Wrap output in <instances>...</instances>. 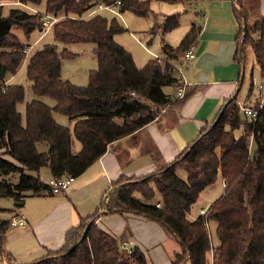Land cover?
<instances>
[{
	"label": "trees",
	"instance_id": "obj_1",
	"mask_svg": "<svg viewBox=\"0 0 264 264\" xmlns=\"http://www.w3.org/2000/svg\"><path fill=\"white\" fill-rule=\"evenodd\" d=\"M13 1L18 7L5 14L0 4V174L16 175L17 181L0 180V198L23 202L29 196L49 192V186L39 178L42 168H47L51 177H78L110 144L156 121L159 108L180 106L193 95L194 89H186L181 98L171 99L162 88L180 84L174 75L176 62L198 38L199 23H193L175 47L162 40L163 69L155 59L137 67L131 54L114 40V35L124 30L117 17L100 12L84 18L95 0H45L42 12L37 7L43 0ZM151 1L119 0V12L147 17ZM235 2L239 8L234 6L233 14L239 31L234 60L241 63L249 47L264 78V16L247 26L242 0ZM33 9L35 13L30 12ZM45 14L58 18L52 36L64 47L58 52L54 44H44L27 60L25 74L36 98L26 102L22 117L16 107L24 102V87L7 80L22 65L25 44L11 28L19 27L29 36L34 30L41 31ZM178 25V14L165 15L147 32L151 36L166 34ZM75 43L94 45L97 68L88 72L84 86L61 78L63 59L77 55L66 46ZM237 93L223 102L216 122L206 125L173 161L163 162L158 152L144 145L141 152L151 155L156 170L140 178L120 175L111 184L104 208L101 205L102 214H134L164 228L179 245L171 264H264V108L255 121L243 118ZM251 96L252 85L247 99ZM41 97L51 99L54 105L48 106ZM243 104L257 108L258 98ZM54 112L68 117L72 127L56 123ZM73 139L80 144L76 152ZM39 144H44L43 151L38 150ZM179 171L185 173V179ZM218 178L225 184L221 194L191 218V208L202 191ZM155 190L159 200L149 203ZM97 215L95 212L70 228L60 249L49 250L28 264H148L138 247L126 249L118 238L99 228ZM8 221L0 217V238L9 227ZM209 222L216 223V247L210 244Z\"/></svg>",
	"mask_w": 264,
	"mask_h": 264
},
{
	"label": "crops",
	"instance_id": "obj_2",
	"mask_svg": "<svg viewBox=\"0 0 264 264\" xmlns=\"http://www.w3.org/2000/svg\"><path fill=\"white\" fill-rule=\"evenodd\" d=\"M235 1L197 0L187 4L162 2L179 4L181 6L178 8L179 11L193 12L188 16L187 26L182 33L185 29L188 31L193 23L201 25L200 34L193 43L195 57L185 61L182 55L176 62V67H183L181 83H185L186 89H194L193 95L180 106L175 104L170 105L168 109L164 108L163 115L140 132L110 144L104 155L74 178L63 193L52 194L49 190L39 196H29L24 199L22 206L15 205L18 207H15V210H11L12 203L5 206L4 209L10 211L9 220L14 216L22 215L27 225L25 228L8 227L1 235V264L32 263L43 258L47 251L60 249L66 232L98 211L95 218L97 226L112 237L118 238L126 249L132 247L140 249L141 245H159L169 240L160 225L154 221L134 214H102L104 209H100V206L106 202L111 184L120 175L140 178L156 170L151 155L141 152L144 145L147 149L158 152L163 162L173 161L197 138L206 125L215 121L223 102L236 93L242 79L243 63L234 60L239 31L233 14V7L239 8ZM9 2L15 3L13 0H2L1 4L5 6ZM256 3L259 15L255 16V21L264 16V0H242L247 18L251 12L250 7ZM174 11L172 10L168 15L176 14V9ZM164 16L159 22L163 21ZM169 33L159 32L155 35L160 39L159 48L162 40L173 46L170 37H167ZM40 36L32 44L38 43ZM257 70L260 78L264 80L259 68ZM12 78L13 76L7 80L8 83ZM259 85L262 90V84ZM165 88H162L164 94L171 99L176 98V86L173 87L172 93L166 92ZM25 104L26 99L20 107V103L16 107L22 117L25 113ZM41 173L44 176L42 182L48 185L51 178L49 170L42 168L39 178L42 177ZM220 187L222 191L221 181ZM208 188L211 191L214 186Z\"/></svg>",
	"mask_w": 264,
	"mask_h": 264
},
{
	"label": "rangeland",
	"instance_id": "obj_3",
	"mask_svg": "<svg viewBox=\"0 0 264 264\" xmlns=\"http://www.w3.org/2000/svg\"><path fill=\"white\" fill-rule=\"evenodd\" d=\"M195 1L197 0H189V1H185L184 3L185 4L189 2L194 3ZM44 2L45 0H43L42 3L37 7V9L40 12H42L44 9ZM1 3L2 2H0V4ZM17 4L18 3L16 2L15 3L9 2L5 4V6L3 7L4 14L7 13L9 8L11 7L13 6L18 7ZM180 7L181 6L179 4H168V3H162V2H157L156 0H152L150 3L151 12L148 14L147 17H139L131 12H125L121 15V17L117 18L118 22L124 28V30L120 33L115 34L114 40L131 54L134 63L136 64L137 67L144 66L150 59H155V57L161 59L160 48L158 45V42L160 40L159 37L150 36L147 33V31L154 25V23L156 22L160 23L159 21L162 20L163 15L170 14L172 10L173 12H175L174 11L175 9L177 11L176 14H178L179 16V26L176 29L172 30L167 37H170L171 41L173 42V46L175 45L177 46L179 44L181 37L183 36V34H185V32H187V29H185L184 33H182V30L187 26L188 16H190V13L193 14L192 11H188V12L179 11L178 8ZM250 8L251 9L249 10H251V12H249L248 18L246 20L247 26H252L255 21L254 20L255 16L259 15V8L257 3L256 5H252V7ZM30 12L35 13L36 10L33 9V11L30 10ZM106 16L108 19H110L108 15ZM11 32L18 38V40L21 43L28 45L32 44L33 41L36 38H38L42 33L39 30H34L29 36H26L23 33V31L16 26L11 28ZM47 43L54 44L57 47L58 52L61 51L62 48L64 47L63 44L53 39L52 30H50L46 35H44L39 40L38 43L35 44V46L33 47L32 51L29 53L26 59L28 60L34 51L42 48L43 45ZM66 48L68 51L76 53L77 55L73 59H63L62 67H61V78L64 80H68L75 85H79V86L87 85L88 72L91 70H95L97 68V60L93 52L94 45L91 43H75V44L67 45ZM26 62H24L25 64L22 63V65L20 66V68L18 69V71L10 81V84H17L23 86L25 90V99L26 102H28L36 97L32 93L31 82L26 78V74H25ZM183 62L185 61L183 60ZM242 63H243L242 64L243 74H242V79L240 81L241 86L237 93V102L239 104H243V103L254 102L257 98L258 99L261 98L262 102L264 103V80L261 79L259 76V72L257 70L258 66L254 61L253 52L249 47L246 48L244 51V57ZM182 69L183 67L181 66L180 70ZM174 75H178L175 69H174ZM179 81H180L179 85H181L182 84L181 80ZM259 84H262V90L260 95L257 91V87ZM251 85H252V96L249 99H247L248 91ZM173 89H174L173 87H166L165 91L168 93H172ZM39 99L50 107L54 105V102L47 97H41ZM22 104L20 103L19 107ZM170 107L171 106H165L163 108L162 107L159 108L160 110L158 117H161L163 115L162 112L164 108L168 109ZM53 118L56 121V123H58L59 125L68 128L72 127V121L69 120V118L64 115L54 112ZM43 147L44 144H39L38 150L43 151ZM79 149H80L79 142L73 139V150L76 152ZM178 175L181 178L185 179V173L183 171H179ZM41 176L42 177H40V180L44 177L43 173H41ZM2 179H5L10 183H16L17 176L16 175L5 176L0 174V180ZM213 186H214L213 190L209 191L208 188L200 194L199 199L191 208V213H190L191 218H195L197 215H199L201 210L205 211L208 208V206L211 204V202L214 201L221 194L222 191L220 187L219 178L217 179V181ZM135 197L143 201L139 194H135ZM157 200H159V194L155 190V194L153 198L148 202L155 203ZM9 203H12L10 206L11 210L12 209L15 210L16 208H18L15 206V202L12 201L11 199L0 198V217L1 218L3 217V219H7V220H9L8 215L10 214V211L4 208H6L5 206L9 205ZM105 203L103 204V208ZM12 213L13 211H11V214ZM161 229L169 240H166L165 243L163 244L161 243L159 245L158 244L148 245V246L141 245L140 247V250L144 253L148 264H171L174 254L179 251V245L175 241V239L168 232H166L164 228L161 227ZM207 230L210 237L211 246L216 247L219 243L216 236V223L209 222L207 224ZM0 246L2 250L1 243ZM0 264H1V259H0ZM184 264H189V263L185 262Z\"/></svg>",
	"mask_w": 264,
	"mask_h": 264
},
{
	"label": "built area",
	"instance_id": "obj_4",
	"mask_svg": "<svg viewBox=\"0 0 264 264\" xmlns=\"http://www.w3.org/2000/svg\"><path fill=\"white\" fill-rule=\"evenodd\" d=\"M100 12L107 13L108 15L112 17H117V18L121 17L122 14L119 12V0H114L111 3H102L99 0H95L94 7L91 10H89L86 15H84V18L91 17ZM57 20L58 18L52 15L45 14L43 16L42 29H41L42 33H41L40 39L52 29L53 24ZM36 43L31 44V45H25V47L22 49V53L24 55L23 63L27 61L26 58L28 57L29 53L32 51ZM194 57H195L194 46L192 44L187 49V51L183 54V59L185 61H189V60H192ZM155 60H156V63L161 66V69H163V67L165 66V62L158 57H155ZM175 71L179 75L178 79L182 80L180 67L178 66L175 67ZM185 91H186V86L184 82L181 85H177L176 91H175V97L177 99L181 98L184 95ZM257 91L260 95L261 93L260 85L257 87ZM237 105L239 107V110L242 113L243 118H246L247 120H250V121H255L258 118V112L264 108V103L262 102L261 98H259L258 100L257 108H253L248 105L239 104V103H237ZM73 179L74 178H72L71 176L51 177L48 181L50 192L52 194L63 193L67 189V187L70 185V183L73 181ZM222 185L224 186L225 184L222 183ZM200 212L202 213L203 210H201ZM8 225L9 227L25 228L27 225V221L22 215H17L8 221Z\"/></svg>",
	"mask_w": 264,
	"mask_h": 264
},
{
	"label": "water",
	"instance_id": "obj_5",
	"mask_svg": "<svg viewBox=\"0 0 264 264\" xmlns=\"http://www.w3.org/2000/svg\"><path fill=\"white\" fill-rule=\"evenodd\" d=\"M240 86H241V82H239L238 87H237V91H236V92L239 91ZM232 98H235V95H233ZM220 114H221V112L219 113V115H220ZM219 115H218V116H219ZM215 122H216V121H215ZM22 204H23V202H15V205H16V206H22ZM0 257H2V253H1V252H0Z\"/></svg>",
	"mask_w": 264,
	"mask_h": 264
}]
</instances>
